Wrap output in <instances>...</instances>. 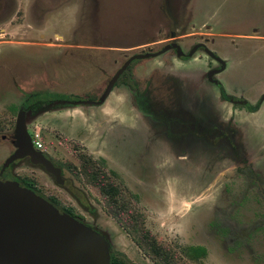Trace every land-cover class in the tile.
<instances>
[{
    "label": "rangeland",
    "instance_id": "rangeland-1",
    "mask_svg": "<svg viewBox=\"0 0 264 264\" xmlns=\"http://www.w3.org/2000/svg\"><path fill=\"white\" fill-rule=\"evenodd\" d=\"M0 1L6 6L0 15V169L15 150L17 115L27 94L96 101L132 56L149 49L159 52L173 34V42L186 49L202 43L227 64L216 77L219 84L205 78L209 58L202 53L191 62L167 52L133 65L139 69L133 75L141 97L151 98L164 122L136 118L128 99L133 92L119 86L102 107L57 108L28 120L33 140L63 167L67 188L27 161L9 171L16 178L34 179L46 198L53 196L61 207L73 208L107 233L113 255L129 264H157L137 244L149 234L175 264H264L263 226L243 231L237 239L223 224L230 206L235 207L232 218L238 226L254 225L264 217V203L253 183L244 184L231 160L221 167L223 149H208L193 139L165 138L182 130L176 118L191 120L199 113L205 124L228 120L231 107L220 85L251 105L264 102V0ZM9 9L12 16L5 21ZM236 108L245 127L246 150L250 158L258 157L264 152V104L254 117L247 108ZM126 116L133 123L123 127ZM185 149L186 162L173 170L182 181L170 179L157 188L144 183V154L175 159ZM91 162L106 181L105 194L85 176ZM261 171L264 176V168ZM156 189L165 198L154 193ZM67 191L92 210L96 220ZM140 216L149 228L145 236ZM191 246H204L206 258L191 261L185 251Z\"/></svg>",
    "mask_w": 264,
    "mask_h": 264
},
{
    "label": "water",
    "instance_id": "water-1",
    "mask_svg": "<svg viewBox=\"0 0 264 264\" xmlns=\"http://www.w3.org/2000/svg\"><path fill=\"white\" fill-rule=\"evenodd\" d=\"M172 49L178 51V57L184 55L178 44L169 45L158 53L134 55L110 80L98 100L63 103L72 107H102L134 61L158 57ZM206 51L225 68L224 60L211 50ZM246 103L235 102L240 105ZM27 123V112L20 109L14 130L15 151L4 162L1 175L15 162L29 158L33 165L43 166L46 172L54 175L59 186L63 185L61 169L35 149ZM110 249V243L103 235L74 217L61 213L34 191L16 181L0 180V264H111Z\"/></svg>",
    "mask_w": 264,
    "mask_h": 264
},
{
    "label": "flooded vegetation",
    "instance_id": "flooded-vegetation-1",
    "mask_svg": "<svg viewBox=\"0 0 264 264\" xmlns=\"http://www.w3.org/2000/svg\"><path fill=\"white\" fill-rule=\"evenodd\" d=\"M5 7L6 6L3 5L0 1V15H4L2 13L4 12L3 10L5 9ZM11 14H12V10L9 9L8 16L4 20L6 21V20L10 19L12 16ZM3 18H4V16H3ZM171 38H172V42L170 44L166 45L159 52L163 51L169 45L178 44V42H173L176 40L175 34H173V37H171ZM198 46H199V48H198L197 52L193 56H190V53ZM180 47H181L182 52L184 54L182 57H178V51L176 49H172V50H169L167 52H174L175 55L178 57V59L179 60L181 59L183 62L194 61V59H195L194 56L197 53L205 54V56H208V58H209L208 62L205 63L206 66L204 67L205 70H209L208 73L205 75V78L210 83L219 84V81L217 80L216 77L222 73V72L219 73L220 70H227V64H226L225 68L223 69L222 65L216 59H214L208 55V53L206 51L208 48L206 47V45H204L202 43L195 44L193 47L189 46V47H191L190 49H186L187 48L186 46H185L186 48H184L183 46H180ZM167 52H165V53H167ZM147 53H158V52H153L152 49H149L148 52L142 51L140 54H147ZM165 53H163V54H165ZM216 56L219 57L217 54H216ZM152 58H157V57H152ZM152 58H148V59H152ZM143 60H146V59H143ZM137 61H142V60L134 61L129 66L128 70L126 71V72H128L131 70V76H132V79L134 81L136 88L133 89L131 87V85H129L128 83H121L119 85V82L121 81L122 76L126 72L120 77L115 88L117 86L124 87L125 89H130V91L133 92L132 93L133 95L132 96L129 95L130 98H128V99H129L130 104L133 105V111L136 113V118L140 119V116H146V117L152 118L153 121H155V122H164V120H161L162 119L161 116L156 114L155 111L153 110L151 98L149 97L147 99L144 96L141 97V94H140V91L138 88V82L134 78L135 73L133 75V70L135 69V68H133L134 67L133 65ZM121 68H122V66H121ZM135 70H139V69L136 67ZM203 77H204V75H203ZM220 86H221V95H222L223 100L229 102V106L231 107V113L229 114L228 120H226V121L224 120L221 122L220 121L215 122L213 124H209V123L205 124L204 117L202 115H200L199 113H197L196 117H194L193 119L191 118V120L176 118L174 123L180 125L182 130L177 131V132H170V133H168V135L165 136V138L168 140L169 139H184L185 141H187L188 139H193V140H196L197 142L202 143L208 149H213V150L223 149L225 159H224V163L221 165V167H223L225 165V163H227L228 160L229 161L231 160L233 163V166H234V168H233L234 172L237 173L239 178H243V180H244L243 182L246 186L250 185V183H253L252 186H254V188H255L254 189L255 194L261 199V202L264 203V176H263V173L261 171L264 168V159H262L263 158L262 155H259L258 157L250 158V155H249L250 151L246 150V146H245V143L243 140L244 128H245L244 124L242 123L243 121H241L234 112L237 109L236 107L242 106L243 108H247V111H246L247 113H251L250 109H251V106H253V105H251L250 103H246L244 105L235 104V102H247V101H245L244 98L236 97V96L229 94L222 85H220ZM35 93H37V92H35ZM29 95L30 94L26 95L25 102L23 103L22 107L20 108V109H24L27 112V121L29 119H32V118H35L36 116H38L37 115L38 113H46L49 110H57V108H75V107H72L68 104L66 105L63 103V102H72L73 100H70V99L29 100L28 99ZM232 100H234L235 102L233 103ZM261 103L262 102H260V104ZM82 108H89V107H82ZM126 117H127V120L123 121L121 124L123 127L124 126L127 127L129 123H133V119L131 118V116H129V117L126 116ZM88 118H90L89 120L91 121L92 117H88ZM106 121H108V120H106ZM113 134L117 135L116 133H113ZM111 142L113 144V138H111ZM12 143L14 146V135H13ZM119 147L120 146L118 145V148ZM14 149H15V147H14ZM184 151L185 152L181 153V155L179 157H175V159H171V158L165 159L164 157H161V159L156 160L155 156H150L149 154H144L143 155L144 160L148 157L147 161H145L143 166L140 167V169H141L140 171L142 172L144 183L147 184V182H149L150 186H152L153 188L154 187L157 188L163 182H167L170 179H175L177 182L182 181L179 177H177L179 174L173 170L176 169L177 164L179 162H183V163L186 162V159H187L186 156L188 154L186 153L187 152L186 149ZM40 152H42L44 154V156L49 161H51L52 164L56 168L61 169L62 181L64 182V184L61 186H62V188H67L66 183L68 182V179L65 178V176H64L63 167L60 166L59 164H55L53 162L52 158L50 157V155L46 151L42 150ZM161 152H163V151H160V153ZM149 157H151L152 159L150 160ZM22 161H27L29 165H31L35 168H41V170L45 174L49 175L54 180V183L57 184L56 177L54 175L46 172V169L43 166L33 165L29 158L24 159V160H20L17 162H22ZM17 162L12 164L11 167L14 166ZM72 168H74V166ZM9 169H10V167L2 175H1L2 168L0 169V180H2L4 182L5 181H16L22 187L28 188L26 186V183L21 181V178H16L14 176V174L9 171ZM170 171H173L174 175L169 174ZM163 175H165V177H164L165 179H162ZM180 177H182V175ZM34 182H35V184L30 185V186H32L36 190H32V188L31 189L28 188V189L34 191L36 194L40 195L41 197L45 198L48 201L55 200L56 202H58L56 200V198H54L53 196H49L48 198H46L42 194V192L39 190L38 185L36 184L35 180H34ZM67 192L70 193V191H67ZM154 193H156L157 195L161 194L162 197L165 198L164 195L162 194V192L160 191V189H156L154 191ZM71 196H74V195L71 194ZM74 198L77 200L80 208H82V210H84V212H86L90 217H92L94 220H96L95 219L96 214H94L92 210H89L88 208L83 206L77 197L74 196ZM240 202H241L240 200L237 202V204H238L237 206L240 205ZM57 208L60 210L61 213H66V214L74 217L78 221L84 223L88 227H91L92 229H94L95 231H97L98 233L103 235L106 238V240L110 243V246H111L110 251L112 250L113 244H111V240H110L109 235L107 233L103 232L102 230H100L99 228L94 226L93 224L89 223V221H87L83 216L78 214L73 208L61 207L60 205ZM234 210H235V207L230 206L228 208L227 218L223 221L224 225L228 226L229 229L234 230V233L232 234L233 238L239 239V235H241L243 231L248 232L250 229L255 230L256 228H259L258 227L259 225L264 227V224L261 223V221L264 222V217L262 219L258 220V222H256L254 225L245 223V224H242L241 226H238L235 219L232 218V214H233ZM140 224H143V226H144V227L142 226L143 228H140V231L145 232L146 229H149V228H147L148 226L146 224L145 218L140 220ZM147 234H149V233H147ZM151 235L152 234H149V236H151ZM151 242H153L151 239H149L148 237H144L143 241L140 239V247L145 249L144 244L145 243H151ZM155 245H157L156 242H155ZM194 247H204V246H194ZM164 253H165V255L169 256V252L166 249L164 250ZM112 255H113V253L111 251V256Z\"/></svg>",
    "mask_w": 264,
    "mask_h": 264
},
{
    "label": "trees",
    "instance_id": "trees-1",
    "mask_svg": "<svg viewBox=\"0 0 264 264\" xmlns=\"http://www.w3.org/2000/svg\"><path fill=\"white\" fill-rule=\"evenodd\" d=\"M121 83H128L131 85L133 89L136 88L134 81L131 76V70L126 72L122 78L121 81L119 82V85ZM29 100H48V99H68L65 97V95H58V94H50V93H45V92H37V93H32L28 96ZM261 104H257L255 106H251L250 111L251 112H257L260 109ZM87 172L85 171V176H87L88 180L90 181L91 184L95 185L102 193H106L108 190L106 181L104 178L100 175V170L96 168L93 162L90 163V166L88 169H86ZM21 181L26 183V186L28 188H32V190H36L30 185L35 184L34 180L31 178H21ZM40 196V195H39ZM50 203H52L54 206L59 207V203L56 202L55 200H50ZM143 219L142 216H140V220ZM140 224V223H139ZM143 224H140V228L142 227ZM146 231L142 233L143 236H145ZM142 236V237H143ZM151 239L153 242L151 243H146V252L156 261L157 264H175L173 260H169L168 255H165L164 250L165 248L163 246H157L155 245L156 240L152 238L151 236L148 237ZM137 244L140 246V239L138 240ZM187 257L194 262H200L207 256V251L204 247H189L185 249ZM111 264H129L128 261H126L124 258L117 257L115 255L111 256Z\"/></svg>",
    "mask_w": 264,
    "mask_h": 264
},
{
    "label": "crops",
    "instance_id": "crops-1",
    "mask_svg": "<svg viewBox=\"0 0 264 264\" xmlns=\"http://www.w3.org/2000/svg\"><path fill=\"white\" fill-rule=\"evenodd\" d=\"M113 93V92H112ZM112 95V94H111ZM110 98V97H109ZM108 98V99H109ZM108 101V100H107ZM106 104V103H105ZM263 104H264V102L263 103H261V106H260V109L257 111V112H251V113H248L249 115H250V117H254L255 115H258L259 113H260V111H261V108H262V106H263ZM253 105V104H252ZM254 106V105H253ZM263 154H262V156H263V158L262 159H264V152H262Z\"/></svg>",
    "mask_w": 264,
    "mask_h": 264
},
{
    "label": "built area",
    "instance_id": "built-area-1",
    "mask_svg": "<svg viewBox=\"0 0 264 264\" xmlns=\"http://www.w3.org/2000/svg\"><path fill=\"white\" fill-rule=\"evenodd\" d=\"M33 142H34V146H35L36 150H38V151H42L43 150V145L40 142H38L36 139L33 140Z\"/></svg>",
    "mask_w": 264,
    "mask_h": 264
}]
</instances>
